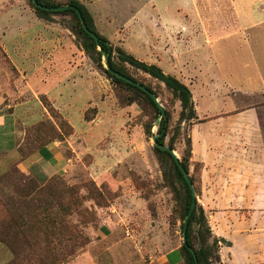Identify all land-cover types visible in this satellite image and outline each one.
Here are the masks:
<instances>
[{"label":"rangeland","instance_id":"rangeland-1","mask_svg":"<svg viewBox=\"0 0 264 264\" xmlns=\"http://www.w3.org/2000/svg\"><path fill=\"white\" fill-rule=\"evenodd\" d=\"M18 1L20 10L26 9L35 15L30 0ZM49 3L66 7L65 1L49 0ZM180 9L186 12L188 4L180 2ZM49 19L48 22L54 21L67 30L79 51L91 62L103 89L112 91L118 108L129 107L127 104L130 102L132 108L125 125L122 119L126 115L121 117L117 113L115 117L108 118L114 120L108 123L113 124L110 125L112 128L103 121L97 125L103 127L95 134L97 145L94 150L84 152L79 149L81 157L76 170L79 176L77 183L69 184L60 176L45 183L31 179L23 174L18 163L54 140L68 138L72 132L45 97L35 96V92L29 89L26 79L20 78L0 45V118L13 116L22 137L16 155L0 152V159L4 157L0 170L3 173L0 176V242L14 255V259L5 264H69L86 252L94 259L87 258L81 264H147L150 258L178 247L180 249V228L187 215L186 192L170 159L158 154L153 146L152 139L157 136L160 117L143 96L123 85L111 83L104 73L106 56L84 38L79 30L80 24L73 15L50 14ZM181 20L186 21L184 18ZM85 46L87 51H84ZM112 48L111 61L116 67L144 89L151 90L163 112L169 116L163 146L169 147L173 138L172 151L179 165L186 167L188 178L192 181L195 218L190 233L194 251L209 249L214 257L218 256L220 246H229L225 242L219 243L217 250L212 247L214 241H219L212 233V228L216 226L213 219L215 214L223 231H250L253 244L263 249L264 180L253 181V187H259L256 194L242 193L243 187L248 186L246 180L237 178L235 170L230 168L235 166L237 148L234 146L230 149L233 157L231 165H222V155L227 156L228 150L227 146L221 148L220 133L212 123L209 136H214L217 140L215 144L211 143L205 148L199 143L196 146L200 153L192 145V133L197 134L198 126L221 116L197 120L196 107L203 100L195 95L196 88L193 89V114L183 112L169 90L121 61L117 54L119 48ZM94 62L100 63L101 67ZM176 70L184 73L181 67ZM243 101L245 106L252 105L257 109L255 118L261 131V137L258 143L251 146L250 154L264 158V100L252 97ZM28 114L36 116L30 124H26ZM95 115V108H91L83 114L82 121L90 123ZM88 139L90 137L84 140ZM83 145L79 138V147ZM205 157L212 160V166L205 168V164L200 162ZM230 170L233 174H227ZM88 174L94 179L88 178ZM221 174L225 178L220 177ZM204 184L214 189L206 197ZM125 195L131 196L129 199L134 198L141 205L140 208L129 209L126 214L125 211L113 214L107 210ZM249 201L260 208L248 212L236 204L243 205ZM219 202L224 205L220 206ZM201 212L205 223L201 219ZM155 234L164 243H154L152 239ZM208 259L209 264H220V261ZM182 264H185L184 261Z\"/></svg>","mask_w":264,"mask_h":264},{"label":"crops","instance_id":"crops-1","mask_svg":"<svg viewBox=\"0 0 264 264\" xmlns=\"http://www.w3.org/2000/svg\"><path fill=\"white\" fill-rule=\"evenodd\" d=\"M60 1H75L82 5L99 36L133 59L156 66L165 75L187 85L191 100L196 92L195 95L203 100L196 107L197 120L221 116L198 126L197 134L192 133L193 148L199 152L196 146L199 143L205 148L215 144L217 140L209 136V130L213 128L211 123L217 126L220 146H227L228 150L227 156L222 155V165H231L230 149L235 146V166L230 168L235 170L237 178L246 180L248 186L243 187L242 193L256 194L259 187H253L252 183L264 180V158L251 155L250 148L258 143L261 131L255 118L257 109L252 105L245 106L243 99L257 97L264 100V0ZM180 2L188 4L186 12L180 9ZM18 3V0H0L1 49L20 78L26 79L29 89L35 96H44L72 132L68 138L54 140L19 162L18 167L25 176L43 183L60 176L73 185L79 180L76 173L81 157L79 149L84 152L94 150L97 145L95 134L103 127L97 125L101 121L108 127L113 125L108 123L114 120L108 118L115 117L116 113L121 117L126 115L122 119L126 122L132 106L118 108L112 91L103 89L91 62L79 51L67 30L54 21L39 20L31 11L20 10ZM180 67L184 73L176 70ZM91 108L96 110L95 118L85 123L82 116ZM35 118L28 114L26 124ZM85 137H90L89 141H85ZM79 138L84 144L81 148ZM21 139V129L15 118H0V152L16 155ZM211 161L208 157L200 160L205 168ZM227 174H233V171ZM87 176L94 179L92 175ZM220 177L225 178L222 174ZM204 186L206 197L214 189ZM128 197L131 196L118 198L107 210L113 214L125 211L126 214L129 209L140 208L134 198ZM236 204L248 212L260 208L252 201ZM119 219L122 218L119 216ZM213 219L216 221L213 235L229 244L218 249L220 264L264 262V248L259 249L253 244L250 231L225 232L218 224L217 214ZM153 237L154 243H164L156 234ZM179 250L178 247L161 253L150 258L147 264H182ZM87 258L94 259L86 252L69 264H81ZM13 259V253L0 242V264Z\"/></svg>","mask_w":264,"mask_h":264},{"label":"trees","instance_id":"trees-1","mask_svg":"<svg viewBox=\"0 0 264 264\" xmlns=\"http://www.w3.org/2000/svg\"><path fill=\"white\" fill-rule=\"evenodd\" d=\"M35 2L37 4L45 7V8L60 7V5L49 3V0H35ZM65 6L67 9L65 11L61 12V14H71L74 16V18L79 23V20H78L77 15H76V11H78V13L81 15V17L84 21L86 28L96 36L100 51L107 57V67H108L109 71L104 70V73L110 79L111 83L123 85L126 88L133 90L134 92L143 96L145 98V100L148 101L149 104L152 106V108L155 110L157 115L160 117V122H159L158 129L156 132L157 136L155 138V141L157 144L163 146L164 139L166 138L167 132H168L169 116L164 112H163V116L161 115L160 109L153 103V101L151 100L149 95H147L146 93H144L143 91L139 90L138 88H136L134 86H131V85L124 83L123 81L115 78L111 74V72L117 73V74H119V75H121V76H123V77L134 82V80H132L131 78L127 77L124 73H122L116 67V65L111 61L113 48L107 40H105L104 38H102L101 36H99L95 32L92 20H91L89 14L87 13V11L85 10V8L75 1H66ZM34 11H35L36 17L39 20H43L46 22L50 21V19H49L50 14H57V13L45 12V11L38 10L35 8H34ZM79 30H80V33L84 36V38L91 42V46L95 49L96 48L95 43L93 42L92 39H90L88 37L87 34L84 33L83 29L81 28V25H80ZM84 51H87L86 46L84 47ZM117 54L119 55L121 61H123L124 63L130 65L131 67H133L137 70H140L141 72H143L144 74H146L150 78H152L153 80L162 84L167 90H169L171 92L172 96L175 97L178 100V102L180 103V106H181V109L183 112H189V113L193 114L191 94L185 85L180 83L174 77L165 75L158 67L141 63V62L133 59L131 56L126 55L120 49H118ZM94 63H96L98 67H101L100 63H98V62H94ZM134 83H136V82H134ZM146 90H147V92H149L150 94L153 95V92L151 90H148V89H146ZM131 104H132V102L128 103L127 106H130ZM176 136H177V132L175 133L174 137L176 138ZM172 145H173V138L171 139V144L168 147L171 150H172ZM43 147L38 149V151L41 150ZM155 150L158 152V154L166 156L170 159V161H171V163L175 169L177 177L182 182L184 189H185V192H186V209H185V211L187 213L189 210L190 204L192 202L191 193H190V190L188 188V185L184 181V179H183L182 175L180 174L178 167H177L175 161L172 159V157L166 152H162L156 148H155ZM183 168L187 172L186 167L183 166ZM190 183L192 184L191 180H190ZM194 218H195V212L193 210V212L190 216V219L188 221V224H187L186 235H185V239H186L185 245L181 244V248H180V253H181V255L184 256V259H183L184 263L185 264H195L194 259H196L197 264H209L208 258H211L215 261H219L218 256H214V257L211 256V252L209 249H205V250L200 249L198 251H194V249L192 247V240H191V233H190L191 224H192V221L194 220ZM201 219L205 223L202 212H201ZM182 227L183 226H181V228H180L181 234H182ZM207 232H208V235H210L208 229H207ZM219 243H225V241L222 239H220L219 241L216 240L213 242L212 247L217 250Z\"/></svg>","mask_w":264,"mask_h":264},{"label":"water","instance_id":"water-1","mask_svg":"<svg viewBox=\"0 0 264 264\" xmlns=\"http://www.w3.org/2000/svg\"><path fill=\"white\" fill-rule=\"evenodd\" d=\"M30 1H31V3H32V5H33V7H34L35 9L42 10V11L49 12V13H61V12L65 11V10L67 9V8L64 7V6L54 7V8H45V7H43V6L39 5V4H37V3L35 2V0H30ZM76 15H77V18H78V20H79V23H80L81 28L83 29L84 33L87 34L88 37H89L90 39L93 40V42L95 43L96 47L99 49L98 41H97L96 36H95L93 33H91V32L86 28V26H85V24H84V21H83L81 15L78 13V11H76ZM99 51H100V49H99ZM100 52H101V51H100ZM101 53H102V52H101ZM102 54H103V53H102ZM103 55H104V54H103ZM105 67H106V71H109V70H108V67H107V57H106V60H105ZM111 74H112L115 78H117V79L123 81L124 83H126V84H128V85H131V86H134V87L138 88L139 90L143 91L144 93H146L147 95H149V97L151 98V100L153 101V103H154V104L160 109V111H161V115L163 116V110H162V107H161V105L159 104L158 100H157L152 94H150L149 92H147L146 89H144L143 87H141V86L138 85L137 83H134L133 81H131V80H129V79H127V78H125V77H123V76L117 74V73H113V72H111ZM155 138H156V137H154V138L152 139L153 146H154L156 149H158V150H160V151H162V152H166V153H168V154L172 157V159L175 161V163H176V165H177V167H178V170H179L180 174L182 175L184 181H185L186 184L188 185V188H189L190 193H191V199H192V202H191V204H190L189 210H188L187 215H186V217H185V220H184V223H183V227H182V234H181V241H182V244L185 245V242H186L185 235H186L187 224H188V221H189V219H190V216H191V214H192V212H193V210H194V206H195V194H194V190H193L192 184L190 183V180H189V178H188V175H187L186 171H185V170L179 165L175 153H174L171 149H169L168 147H164V146H161V145L157 144L156 141H155ZM194 261H195V264H197L196 259H194Z\"/></svg>","mask_w":264,"mask_h":264},{"label":"bare ground","instance_id":"bare-ground-1","mask_svg":"<svg viewBox=\"0 0 264 264\" xmlns=\"http://www.w3.org/2000/svg\"><path fill=\"white\" fill-rule=\"evenodd\" d=\"M158 100V99H157ZM158 102H159V100H158Z\"/></svg>","mask_w":264,"mask_h":264}]
</instances>
